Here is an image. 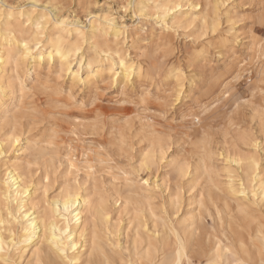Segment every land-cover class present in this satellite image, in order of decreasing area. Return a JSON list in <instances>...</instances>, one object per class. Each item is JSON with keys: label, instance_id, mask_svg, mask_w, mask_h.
<instances>
[{"label": "clouds", "instance_id": "1", "mask_svg": "<svg viewBox=\"0 0 264 264\" xmlns=\"http://www.w3.org/2000/svg\"><path fill=\"white\" fill-rule=\"evenodd\" d=\"M0 264H264V0H0Z\"/></svg>", "mask_w": 264, "mask_h": 264}]
</instances>
